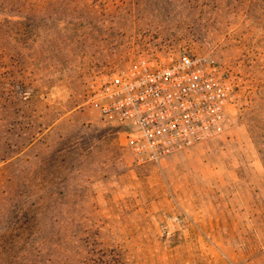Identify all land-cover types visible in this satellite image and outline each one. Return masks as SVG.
Wrapping results in <instances>:
<instances>
[{"label": "rangeland", "instance_id": "1", "mask_svg": "<svg viewBox=\"0 0 264 264\" xmlns=\"http://www.w3.org/2000/svg\"><path fill=\"white\" fill-rule=\"evenodd\" d=\"M1 3L0 264H264V0ZM184 54L230 80V124L136 164L99 90Z\"/></svg>", "mask_w": 264, "mask_h": 264}, {"label": "built area", "instance_id": "2", "mask_svg": "<svg viewBox=\"0 0 264 264\" xmlns=\"http://www.w3.org/2000/svg\"><path fill=\"white\" fill-rule=\"evenodd\" d=\"M230 80L207 57L140 60L99 90L102 120L116 125L139 165L219 137L230 124Z\"/></svg>", "mask_w": 264, "mask_h": 264}, {"label": "trees", "instance_id": "3", "mask_svg": "<svg viewBox=\"0 0 264 264\" xmlns=\"http://www.w3.org/2000/svg\"><path fill=\"white\" fill-rule=\"evenodd\" d=\"M19 1L20 0H5V2H8L7 4L11 5V9H14L16 3L19 2ZM3 5H4L3 3L0 4V7H1L0 9H2V10L5 9V8H3L4 7ZM2 24H3V21L0 20V27L2 26ZM40 232L44 233L43 230H40ZM52 232H54V229H52L51 233Z\"/></svg>", "mask_w": 264, "mask_h": 264}]
</instances>
